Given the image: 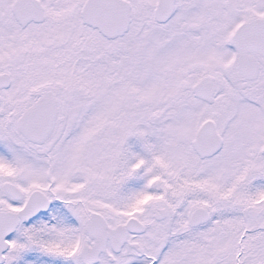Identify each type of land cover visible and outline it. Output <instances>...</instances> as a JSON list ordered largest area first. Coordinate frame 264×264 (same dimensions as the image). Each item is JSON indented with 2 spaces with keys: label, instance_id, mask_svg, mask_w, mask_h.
<instances>
[{
  "label": "snow or ice",
  "instance_id": "snow-or-ice-1",
  "mask_svg": "<svg viewBox=\"0 0 264 264\" xmlns=\"http://www.w3.org/2000/svg\"><path fill=\"white\" fill-rule=\"evenodd\" d=\"M0 264H264V0H0Z\"/></svg>",
  "mask_w": 264,
  "mask_h": 264
}]
</instances>
